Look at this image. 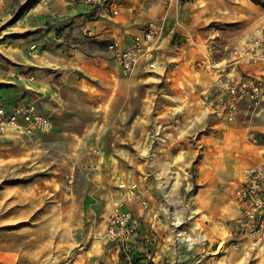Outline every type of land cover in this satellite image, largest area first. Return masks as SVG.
<instances>
[{"label": "crops", "instance_id": "obj_1", "mask_svg": "<svg viewBox=\"0 0 264 264\" xmlns=\"http://www.w3.org/2000/svg\"><path fill=\"white\" fill-rule=\"evenodd\" d=\"M104 1H119L123 8L113 15L102 4L46 0V4L39 6V12L31 10L33 15L47 19L50 24L71 23L65 29L70 39L50 41L52 29L34 33L36 38L31 43L14 44L11 57L17 62L8 73L13 75L9 79L12 86L0 87V103L11 108L25 101L32 102L52 123L48 133L34 137L48 142L77 139L82 147H110L114 153L105 155V162L109 156L119 160L118 147L144 146L147 133L157 129L167 142V149L158 156L171 157L176 167L170 172L166 171L167 166L163 171L158 170L157 181L153 184L148 181L145 185L150 203L156 195L163 204L175 202L172 205L175 213L188 228L191 239L199 236V225L211 228L213 217L237 218L241 210L233 192L239 185L240 173L264 162V102L254 108L240 104L232 122L217 118L214 105L224 81L234 72L233 49L264 35V19L256 18L252 22V36L237 39V45L228 50L230 43L223 37L225 30L207 28V21L199 22L200 14L189 9L188 3L181 5L176 1L166 10L156 0ZM237 2L232 5L231 9L236 11L231 10L230 18L242 23L249 13L240 11L241 0ZM262 3L260 6L264 7ZM254 6L255 16L260 17L261 9ZM220 17L229 19L226 15ZM153 19H165V22H159L151 57L144 58L138 69L146 77L148 90L155 82L157 86L163 84L166 96L185 97V102L142 107L139 111L134 106V76H126L107 48L115 41L121 48L127 47L134 35ZM87 32L105 41L107 47H90L84 39ZM237 67L238 74L264 77L262 62H246ZM183 88H190L188 95L178 96ZM170 90L175 96L167 93ZM106 133L111 135L109 142H105ZM147 141L150 145L153 139ZM141 156L142 161L151 160V153ZM126 170L131 171L127 176L133 179V168L127 165ZM143 172L148 174L145 168ZM186 186L190 190L184 199L181 189ZM164 211L167 213V207ZM163 218V226L170 224L169 219ZM144 226L142 222L141 236L146 231Z\"/></svg>", "mask_w": 264, "mask_h": 264}, {"label": "rangeland", "instance_id": "obj_2", "mask_svg": "<svg viewBox=\"0 0 264 264\" xmlns=\"http://www.w3.org/2000/svg\"><path fill=\"white\" fill-rule=\"evenodd\" d=\"M45 1L0 0V87L12 86L9 79L13 75L8 73L17 62L11 57L14 44L31 43L36 38L34 33L52 29L50 41L70 39L65 29L71 27V23L50 24L30 12H39V6ZM234 1L179 0L181 5L188 3L189 9L197 11L199 22L207 21V28L225 30L223 37L230 43L228 50L237 45V39L252 36V22L256 18L264 19V7L260 6L264 0H250L261 9L260 17L255 16L254 5L241 0L240 11H247L249 16H244L242 23L232 20V5L239 4ZM156 2L167 10L175 1L171 4L166 0ZM222 15L229 19H222ZM35 21L38 24L35 25ZM151 21L160 26L159 22L164 24L165 19ZM84 39L90 47H107L105 41L88 32ZM137 65L131 72H124L128 77L134 76V106L139 111L142 107L185 102V97L166 96L163 84L157 86L155 82L148 90L146 77L140 74ZM189 89L183 88L177 95H188ZM170 91L167 93L175 96V92ZM162 135L157 129L148 132L144 146L118 147L120 161L109 156L106 162L105 155L114 153L110 147H82L77 139L48 142L34 136H0V264H264V226L246 229L236 223L239 216L225 220L213 217V226L199 225V236L191 239L188 228L175 213L172 206L175 202L163 204L156 195L150 203L145 185L148 181L149 184L157 181L158 170L163 171L167 166L166 171L170 172L176 167L171 157L167 160L158 156L167 149ZM105 139L109 142L111 135L106 133ZM151 139L148 145L147 140ZM150 153L151 160L142 161L141 154ZM127 165L133 168V179L127 176V172L131 173L126 170ZM144 168L148 171L146 175ZM189 190L188 186L181 189L184 199ZM233 198L236 200L235 196ZM114 202H120L133 216L143 219L144 238L138 232L127 245H121L106 236V218ZM163 216L170 224L163 226ZM251 230L255 234L250 233Z\"/></svg>", "mask_w": 264, "mask_h": 264}, {"label": "built area", "instance_id": "obj_3", "mask_svg": "<svg viewBox=\"0 0 264 264\" xmlns=\"http://www.w3.org/2000/svg\"><path fill=\"white\" fill-rule=\"evenodd\" d=\"M88 4H100L103 0H84ZM173 1L166 0L171 4ZM120 3L110 4V11L117 15ZM159 26L153 21L145 24L139 34L134 35L131 43L121 48L118 42H111L112 51L118 65L125 71L131 72L141 58H150L155 45V37ZM233 74L224 81L222 90L217 94L218 106L214 113L225 115L228 122H232L238 105L249 103L256 107L264 102V77L247 76L237 73V66L250 62L264 63V35L255 37L240 48L233 49ZM52 126L47 115L40 113L30 101L8 108L0 103V136H27L46 134ZM239 203L241 214L236 220L238 225L247 228L264 226V162L245 168L240 173L239 185L233 192ZM141 226V220L123 209L119 202H114L106 218L107 237L116 242L127 245L136 236ZM250 233L255 234L254 230Z\"/></svg>", "mask_w": 264, "mask_h": 264}, {"label": "bare ground", "instance_id": "obj_4", "mask_svg": "<svg viewBox=\"0 0 264 264\" xmlns=\"http://www.w3.org/2000/svg\"><path fill=\"white\" fill-rule=\"evenodd\" d=\"M116 3H120L121 4V7H120V9H119V11L123 8V4L121 3V2H119V1H112V2H107V1H104V2H102V3H100V4H102V5H105L106 7H107V9H108V11H109V13L110 14H113L111 11H110V4H116ZM114 15V14H113ZM149 22V21H148ZM158 26V25H157ZM140 33V32H139ZM139 33H137V34H139ZM159 33V32H158ZM137 34H135V35H137ZM158 35V34H157ZM156 35V36H157ZM259 37V36H258ZM155 39H156V37H155ZM241 47V46H240ZM240 47H237V48H240ZM236 49V48H235ZM137 65V64H136ZM136 67V66H135ZM123 70V69H122ZM124 71V70H123ZM223 88V87H222ZM222 90V89H221ZM262 103V102H261ZM245 104H248L249 105V103H245ZM217 106H218V96H216V103H215V105H214V110H216L217 109ZM239 106V105H238ZM250 106V105H249ZM252 108H254L253 106H251ZM238 108V107H237ZM214 115L217 117V118H225V115L223 114V113H221L220 112V110H219V113H214ZM52 127V126H51ZM237 201V200H236ZM238 202V201H237ZM120 203V202H119ZM123 206V205H122ZM123 209L124 210H126L124 207H123ZM127 211V210H126ZM241 214V213H240ZM240 217V216H239ZM133 238H131V240H132ZM130 240V241H131ZM129 241V242H130ZM118 243V242H117ZM120 244V243H119ZM128 244V243H127ZM122 245V244H121Z\"/></svg>", "mask_w": 264, "mask_h": 264}, {"label": "trees", "instance_id": "obj_5", "mask_svg": "<svg viewBox=\"0 0 264 264\" xmlns=\"http://www.w3.org/2000/svg\"><path fill=\"white\" fill-rule=\"evenodd\" d=\"M253 2H255L254 0H252Z\"/></svg>", "mask_w": 264, "mask_h": 264}]
</instances>
